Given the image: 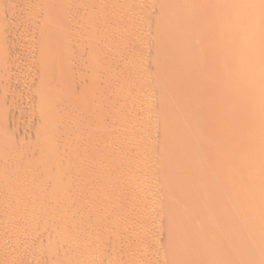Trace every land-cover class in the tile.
<instances>
[{
	"label": "rangeland",
	"instance_id": "1",
	"mask_svg": "<svg viewBox=\"0 0 264 264\" xmlns=\"http://www.w3.org/2000/svg\"><path fill=\"white\" fill-rule=\"evenodd\" d=\"M67 1H68V3L66 2V4L61 3L60 6L58 5L59 7L63 8L62 11L64 12V14H63L64 16L62 15L63 12H61V14H59V18H61L63 16V19L59 20L57 17L56 18L59 20L58 21L59 23L62 22L65 25H67V26H64L61 23L62 26L66 27L67 31L70 30L68 34H70V32L73 34V32L75 30L74 34L72 35L74 38H72L71 34H70L69 36L71 37V39H68L69 41H71V43H69L70 45L73 42L74 43H73L72 47L71 46L68 47L69 49L68 48L66 49L65 47H67V46H64V48H62V49L60 48L58 52L56 49L52 50V52L56 50L55 52L58 53V58H60L59 56H61V59L63 58L62 55L63 56L67 55V54H69L67 56L71 55L70 56L71 62H69V66H68L67 65L68 64V58H66L67 64H66V62L65 63L62 62V64L64 66L66 64L67 67L66 66L60 67V66H63L62 64L58 67H46V66H49V64L47 65L46 63L50 60H48L49 58L47 59L43 56L48 54L47 50H49V49H47V50L45 49L47 51V53L43 52L45 55H42V51L41 52H36V51L34 52L33 49H35L34 47H36L39 40H38V37L36 36V33H35V35L33 33H34L35 28H37L38 26L42 27L40 22H42L41 20H44V19H41V18L45 17V16L41 15V13L43 11L40 9H42V8L44 9V7H46V9H47L49 6L52 7L51 4H55L54 1L51 0V4L50 3L48 4V2H49L48 0H36L37 3L35 2V0H11L12 3L9 1L10 2V4H9V3H7L8 0H4V6L6 5V3L10 6H7L8 8L5 7V9H6L5 14L7 13L6 14L7 18H5L6 23H5L3 38L1 41L3 44L5 42V44L2 45V46H4L5 50H3V51H5V52H3L0 55V58H2L1 56L4 54V57L2 58L3 62H2V60H0V64H1L0 65V68H1L0 69V104H1L0 105V107H1L0 108V111H1L0 112V195L3 196V199H2V197L0 198V200H1L0 201L1 202L0 203V257L3 255H4L3 257H6L4 259V262L0 261V264H36V263L38 264L39 259H40V261H42V260L44 261L46 257L44 258L42 256L44 254H42V253L44 252V249L45 250L48 249L49 245L51 246L52 243L54 244V242L56 241L54 239H57V236L59 234H61V232L57 231V230H59L58 229L59 226H60V228L61 227L63 229L65 228L64 230L67 233V235H69L68 230L72 231V233L69 232L71 236H73V234L77 233L76 231H80V232H78L80 235V238H79L78 234H76L74 237L77 238V235H78L77 239L78 240L80 239L79 241L81 243L78 242L77 240H74L75 242L72 241V242H74V247L71 248L73 246L72 245L73 243H69V244H67L68 247H70L71 245L72 246L70 248H66V251H68L70 249V251H68V252H71L72 254H74L77 250L76 254H74V256H73V259L77 258V260L82 261V260H85L83 258L82 252L80 253V250L82 248L81 251H83V254L85 255V257L87 259V262L82 261L83 263L85 262L84 264H143V263H146V264L147 263L148 264H153V263L154 264H160V263L161 264H164V263L169 264L167 261L164 263L162 261H164L165 258H167L169 256L168 253H170V251L168 250V247H167V245L169 244L168 243L169 238H166V239L164 238V236L166 237V235H167V237H169L168 233L170 232V230L168 231V229L167 230L162 229L163 227H157L154 225V222L150 223L151 219H152L151 221L154 220L156 222V219H158L159 214H157V213L153 214L152 213V214H150L151 215L150 216L148 214V213H150L149 212L150 211V205L147 206L148 204H146V203H150L149 202V201H151L150 198L151 197L153 198L154 197L153 195H155V194L156 195L154 198H156L158 200V202H157V200H156V202L154 201L155 204H158L162 201L166 202V199H164V197L162 195L159 196V193H158L160 191V189L162 190L166 185L163 184V181H161L162 179L157 178V179H159V181H157L155 178L156 176L158 177V175H156L155 173L157 171H159L160 169H161L160 170V173H161V171L163 172V169H164L163 166L161 167V165H162V164L160 165L161 160L158 157L159 152H160V150H159L160 148L158 149V147L160 146V141L163 140L162 137L164 136V134H163V136L162 135L159 136L162 138V140H159V137H156L157 136V132H156V133H154L152 138L149 137L150 139L148 137H141L143 141L140 138L141 141L139 139L138 140L136 139L135 142L131 140L133 143L132 142L128 143L127 139L130 137L127 138V136H130V134L126 135L123 133H125V132L127 133L128 130L126 131L125 129H129L130 131H133V132H135L134 130L139 129V127L141 126V122L143 121L145 115H147V114H148L149 118H152L151 120H153L155 112L156 111L159 112L158 107L160 106V103H162L163 101H170L173 98L175 99L178 96L176 93L177 89L180 87H184L185 82H186V84H185L186 88L190 83L196 84L195 83L196 79H194L196 77L194 76V78H192V80H190V79L188 80L187 77H189V76H188L186 71H185L186 73L183 71L184 74H183V72L182 73L179 72L180 74L178 73L177 75H174L175 71H178V68L177 67L173 68L171 65H170L171 66L170 67L169 66L170 63L162 64L163 66L162 65L160 66V64H159L158 67H157V65L155 67H152V66H150L151 65L150 64V65H148L150 67H147L146 65L151 63V61L148 62V60H147L148 57L146 59V56H148V55L145 56L141 50L137 51V49L136 50L131 49V51L128 52L129 48L126 49L127 50L126 51L125 50L126 47L125 48L123 47V48H121L122 51H124L125 53L127 52V53L121 54L119 49H118L119 54L116 55L115 53H118L116 51V48H114V50L116 51L115 52L113 50V48H112V50H111V48L110 49L108 48L109 51H107L108 50V49H106L107 47L106 48L103 47V46L107 45V43L105 44V42L113 43V42H111V40L116 41L114 38L119 39V37H117L118 35L115 37V35H113V34L114 33L119 34L120 32H121L120 34H123L124 32H122V31L124 29L121 26L124 25V23L126 24L130 20H132L133 19L132 16L135 17L134 20H136L137 22L132 20V21H130V23H128L126 25L128 26L129 24H131V28H132V25L136 23L135 24L136 27L139 28L138 25L142 24L140 21L141 20L140 15L141 16L143 15V13H141V10L144 11V8H146V5H145L146 3L149 4V2H150V5H151V1H155V0H151V1L148 0L147 2L144 0H137V1L135 0L136 2L134 0L133 1L132 0L131 1L130 0H110V1L109 0H107V1L106 0H78V1L77 0H74V1L73 0H67ZM46 2L49 6H47V4H46V6L44 5V3H46ZM55 2H56V0H55ZM58 2H59V0H58ZM139 2L142 4H139ZM194 2H195V0H191V2L188 1L187 4H190L189 7H191L192 4H193V6L196 5V3H194ZM106 3H108V4H106ZM134 3H138V6L141 5L139 8L143 7V5H145L139 11L140 13H139L138 17L140 19L136 16V14H138V13H134L136 10L139 9L137 6L133 10V7L136 5V4L134 5ZM143 3H145V4H143ZM153 3H155V2H153ZM62 4H64L65 6L67 5V6L65 7ZM120 5H122V6H120ZM38 6L40 7V9ZM55 6H57V5L55 4ZM68 6L70 7V9L73 12H71V10L68 12V9H69ZM76 6L80 7L81 11L79 8H78L79 10L77 8L75 9ZM36 7H38V9H35ZM73 7H74V9H73ZM105 7H106V10H105ZM121 7H122V10L127 7L124 10V11L127 10L126 11L127 14H122V13H124L123 11H122V13L120 12L121 14L118 13V11L121 10ZM185 7H188V6L185 5ZM248 7H249L248 3H245L243 5V8H248ZM66 8H67L68 14L65 12ZM89 8H91L93 15H96V18L94 17L95 19H93V18L91 19V17H90V19L93 20V22H91L90 19L88 20L86 18V16L88 14L86 12H85L86 14L83 12L86 9L87 12L90 11L88 13H90L89 15H91L92 12H91V10H89ZM108 8L112 13H110V11L107 10ZM10 9H12V12ZM74 10H75V13H74ZM102 10H104V11H102ZM44 11H45V9H44ZM78 11H80V12H78ZM51 12L53 13V11H51ZM55 12H57V11H54V13ZM81 12L83 13V16H82ZM136 12H138V11H136ZM108 13H110V14H108ZM116 13H118L120 16L127 15L130 20L127 18L129 20L128 21L125 18L126 16L124 18L122 16L121 20L117 19L118 17L115 18V16H114V15H117ZM132 13H133V15H132ZM206 13H208V14L210 13L208 9L203 11V16H204V14L207 15ZM9 14L12 15V18L11 17H10L11 19L9 18L10 20L8 19V17L11 16ZM51 14L49 15V12H48L49 16H51ZM70 14L71 15L75 14V17H74V15H72V17L69 18ZM76 14L79 16L78 19H77ZM79 14H81V15H79ZM128 14L129 15L131 14L132 16H129ZM89 15H88V17H89ZM93 15H91V16L93 17ZM56 16H58V15H56ZM54 17H55V15H54ZM73 17L76 18V20L73 19V21H72ZM228 18H229V20H231L230 15H228ZM6 19H8V22L6 21ZM84 19L90 21L91 23L90 22L89 23L91 25L94 23V26L92 25L93 29L92 28H90V29H92L91 31H95L96 32L95 34H94V32L92 34L91 31H87L86 30L87 27L85 25H84L85 28H82V26H83L82 23L86 22ZM111 19H113V20H111ZM115 19H117V23L119 22L118 26L123 30H121L119 28L118 31H116L118 26L115 30V27L117 25V23L114 22V21H116ZM124 19H125V21H124ZM45 20H44V23L42 22V25L44 24L43 31L45 29L46 24H47L46 26H51L52 24L55 25V23H56L55 18H53V17L50 18L47 16V18ZM94 20L97 22L95 23ZM109 20H111V21H109ZM262 20L263 19H258V21H262ZM102 22H104V23H102ZM122 22H123V24H120ZM89 23L88 24L83 23V24H86L88 26V25H90ZM112 23H114V24L112 25ZM137 23H138V25H137ZM12 24H13L12 28L7 27L8 25L11 26ZM37 24H38V26L36 27ZM95 24H96V26H95ZM107 24L109 26L112 25L113 27L115 25L114 28L112 26L110 27V28H113V30H114L113 34L112 35L110 34L111 36H109V33H112V30L111 29H110L111 31L109 30V27ZM56 25H58V23H56ZM91 25H90V27H91ZM199 25L200 24H198V22H193V25L191 24L189 26V28L191 30H193L194 27L198 28ZM58 26H60V25H58ZM74 26H77L79 31H80V29L81 30L85 29V31H83L85 35L81 34L83 32L79 33V35H78L76 33V31H78V29H77V27H74ZM51 27H53V26H51ZM215 27L216 26H213V31L216 32L217 29L214 30ZM6 28L7 29L9 28L10 30L8 29V31H6ZM105 28H107L106 31H105ZM189 28H187L185 31L189 30ZM52 29H54V27ZM55 29H56V26H55ZM129 29L130 28L128 27V30ZM232 29H233V27L229 25L224 32L229 33V31H231ZM57 30H59V29H57ZM5 31L7 32L6 34H5ZM104 31H105L106 35H103L104 36L103 38L101 37L103 40H101L102 41L101 42L102 44H100L101 50H99L100 49L99 33L102 32V34H105ZM108 31H110V32H108ZM75 34H76V36H74ZM86 35H89V36L87 37ZM107 35L109 36V38L112 37L110 39V41H108L109 38ZM6 36H7V38H6ZM105 36H107V38H105ZM94 37H96V38H94ZM95 40L98 43L95 42ZM125 40H127V39L125 38ZM30 42H31V44H29ZM51 42H53V41H51ZM51 42H49V44ZM194 42L195 43L190 42L186 46V51L192 49L193 53H194V51L197 52L198 49H201L200 48L201 43L198 42V44H197L196 41H194ZM230 42H232V43H230ZM67 43H68V41H67ZM47 45H48V43H47ZM75 45H77V46L74 47ZM98 45H99V48H98ZM232 45H233V39H231V40L228 39V40L223 42L222 46H224V48L227 49V47L231 48ZM92 46L96 47V49H98L99 51L94 49ZM45 47L46 46L44 45L43 48H45ZM48 47H50V46H48ZM102 47L106 50L105 52H107V53H105L103 51V54H102V52H100L103 50ZM187 47H189V48L187 49ZM70 48H71V50H70ZM225 49L223 51H225V52L229 51V50L226 51ZM231 49H233V46ZM231 49H230V51H231ZM42 50H44V49H42ZM90 50H91V53H93L92 50H95L96 52H98L97 53L98 56L95 55V57L97 56V59L95 57L94 58L91 57L94 60H91L89 58V56H92V55H89ZM192 50H191V52H192ZM99 52L104 56L99 57V55H101ZM134 52L138 55V57ZM137 52L138 53L140 52L139 53L140 55ZM235 52H237V50ZM54 53L52 54V57L55 56ZM59 53L60 54L62 53V55H60ZM141 53L144 55L143 57H145V59L142 57ZM219 54H221L220 51H217V52L215 51V52L211 53L209 55L210 56L209 60L211 62L212 61L217 62V60H219V58H220ZM39 55H41L42 57H39ZM132 55L134 56V59H133ZM129 56H132V57H129ZM46 57H48V56H46ZM52 57H51V59H52ZM211 57H213L214 60ZM55 58L57 59V60L54 59L55 61H59L57 56ZM45 59H47L48 61L46 60V62H45ZM109 60H110V62H109ZM62 61H65V60L62 59ZM141 62L142 63L144 62V63L142 64ZM56 63H58V62H56ZM181 63H180V65H182L181 67H183L184 70L187 68L190 69L189 65L191 63L186 61L185 58L182 59ZM141 65H143V67H141ZM144 66H146V67H144ZM237 68L238 67L235 68V67L228 66L227 67L228 74H229L228 76L224 75V73L222 72V74H219L218 77L209 78V81L207 83H205V84L200 83V84L196 85V87H195L196 91L194 92L196 94L195 99L205 100L207 98V96H209L212 92L211 91V83H213L215 81L220 83L221 85H224V84L228 85L230 82L234 81L236 78L238 79L239 77L237 76V74H238L237 70H236ZM50 69L53 70L54 73L55 72L57 73V74L55 73L54 76L56 75V77H57V75H59L57 77V79H59L60 76H62V77L68 76L67 79L66 78L62 79V77H60V80L61 79L63 81L65 79L67 80V82H64V84L67 83V86L65 85L64 87L69 86V88H70L73 86V84H72V86H70V85H68V82L70 84H71V82L74 83V86L72 89L69 90L67 88L70 91L69 95H68V96H70V98L68 96L67 97L65 96V97L67 99L69 98V100L65 99L66 100L65 101L63 98L62 100L64 102L62 101L61 102L62 104L59 101L58 103L60 105L57 102H56L57 104L53 103L51 105V108L53 107V111H54V107L56 105L57 106H56L55 110L60 111V112H58L59 115L57 114L56 117L54 115L55 113L53 114V117H51L52 112H51V114L49 112V114L46 115L47 117L43 115L44 113H43V110L41 109V106H43V105L41 104V100L38 103L39 105L36 106L37 101H39V99H40V97H38V96L42 95L41 92H43V90H44L43 86L45 85L44 88H46V85L49 86L50 83L54 80L52 77L53 72ZM54 69H56V70H54ZM234 69H235V71H234ZM231 70H232V72H230ZM172 71H173V73H172ZM163 73L165 74V77H166L165 78L166 80L163 79L165 81V83L162 80L163 77L161 78L162 75L164 76ZM169 73L172 74V76H173V78L171 77L172 79L167 77V76H171V75H169ZM192 73H194V72L192 71ZM192 73H191V75L193 76ZM262 73H259V74H261L260 75L261 77L264 76V74H262ZM259 74H258V76H259ZM177 76H179L178 80H181L180 82L176 81ZM175 77H176V79H175ZM259 77H256V78L259 79ZM138 78L140 80H138ZM141 78H143V79H141ZM168 78L170 79V81ZM49 79H50V81H49ZM159 79L162 80V82H163L162 84L160 83L161 81ZM219 80H220V82H219ZM241 80L245 81V77ZM135 82H137V83H135ZM183 82H184V84H183ZM232 84L234 87H237L236 82H233ZM178 85L180 87H178ZM128 86L131 89H129ZM259 88H260V90L263 89L261 87H259ZM40 89H42V90H40ZM67 89L64 88V90H65L64 92H66ZM157 89L160 91H157ZM107 90H109V91H107ZM66 93H65V95H66ZM139 94H141V95L139 96ZM204 94L206 95L205 98H203ZM216 95L213 96V98H212L213 100H209L210 102L208 101L209 105H208L207 109L209 107L214 106V108L212 107V109L211 108L208 109V110H210V111H208L209 115L214 117V120H212L211 116H210V121L212 120V122H210V123L211 124L215 123L216 126L218 124L222 123V129L218 130L219 128H216L218 131L215 129L210 130V131H212L210 133V135H213V136L209 135L210 138L208 136L207 139L209 138V141H212L211 143L216 145V146H214V145L213 146H214V150H216L217 153L224 151L226 154V153L230 152V153L226 154L227 156L224 155L223 159L226 157H230V156L233 157L234 155L238 154L240 161H244L246 158L249 157V155L252 153L253 150L259 149V148L260 149L264 148V115H263L264 110L262 111L259 108H256L257 110H251L249 108L250 106L249 107L247 106L246 109L245 108L240 109V108L234 107L233 109L229 108L228 110H226L227 114L225 116L226 117L225 120L218 119L216 117V115H218L219 112H221V110H222L218 106L220 104L219 100L222 99L221 98L222 94H216ZM140 97L141 98L143 97L144 99H148V102L144 99H141ZM211 97L212 96H210V98ZM142 100L146 101V105L151 100V103H150L151 110H150V108L145 109L146 107H149L150 105L144 106L145 102L143 103ZM155 100H157L158 107H156L157 103H155L156 106L153 107L155 104H152V102L153 101L156 102ZM217 100H218V102H217ZM137 101L143 103V106L145 108L141 109L140 107L142 105H140V107H139L138 105L140 103L136 104V103H138ZM132 104H133V106H132ZM34 105H35V107H34ZM127 105H129L130 108ZM60 106H62V107L57 110V108ZM152 107H153V109H152ZM137 108H139V111ZM155 108H158V110L156 109V111H154ZM38 109L39 110L41 109L42 111L41 110L38 111ZM133 109H137V111L139 113L141 112V110H142V112H144L145 110L149 109L151 114L149 113V111L148 112L145 111L143 114L140 115V114H138V112H136V110H133ZM62 110L64 111L63 116H61L62 114L60 115V113H62L61 112ZM244 111H247V113ZM259 111L262 113H259ZM4 112L6 114H4ZM128 112H129V114H128ZM133 112H135V113H133ZM253 112L255 115H253ZM152 113H154V114L152 115ZM212 113H213V115H212ZM131 114H132V116H131ZM161 114H162V116H165L166 120H171V119L175 118V115H176V113L173 114V111H168L165 113V115L163 113H161ZM247 114H249L248 115L249 117H247ZM5 115H6V117H5ZM40 115L41 116L43 115V116L41 117ZM128 115H130L132 118H130ZM136 115L137 116L140 115V117L139 116L137 117ZM150 115L153 117H150ZM159 115H160V112L157 113V116L154 117V120H156V118L158 119L160 117ZM1 116H3V117L1 118ZM201 116L196 117V120L194 118L192 121L190 120V121L182 123L181 126L184 128L188 127L189 130L187 129L186 132H184L183 134H181V132L178 133L180 135L175 134L176 136H174V137L180 138V139H186L188 137H194V135H195L194 133H196L195 132L196 128L198 129L199 127H202L203 125H206V126L208 125L207 119H209V117L206 119L207 115L203 116L202 118H201ZM60 117H62L61 118L62 122L60 121ZM63 118H65V119H63ZM149 118H147V119H149ZM249 118H250V120H249ZM129 119H131V122H128V121H130ZM57 120H58V122L60 121L61 126H60V123H56L55 126L57 125L59 129L55 127L57 129V130H55V128L53 129V126H54L53 123L57 122ZM136 120H138L139 122ZM245 121H250V123L253 122L251 124H253L252 127H255L257 129V130L255 129L256 132L250 133V134L245 133L246 131L243 130L245 127ZM42 122H45V123L43 124ZM149 122L146 121L145 123L148 124ZM200 122H202L201 124H203V125H201ZM46 123L50 124V130H48V132L46 133L47 135L49 133L48 139L53 133H54L53 135H55V132L56 133L58 132V134L56 135V137H58V138H56L55 141H54V139H52V141L50 140V146H47L48 148L49 147L50 148L49 149L43 148L44 149L43 150L39 146V145H41L40 142L42 140V137H41V135H39L40 134L39 130H41V129H39L38 126L43 125L42 127L44 128L45 126H48V125H46ZM150 123H152V121ZM51 125H53L52 129H51ZM131 125H133V127ZM135 125H138V126L134 127ZM130 126L133 128L132 130L130 129ZM172 126H174V127H172ZM169 127H170V129H169ZM176 127H178V126H176L175 124L174 125L171 124V126L169 125L166 128V130H165V128H163V129L165 131H167V129L172 130V128L176 129ZM230 127H232V130L229 129ZM160 129H162V128L160 127ZM158 130H159V128H158ZM164 130L158 131L159 134L164 133ZM187 131L189 134L187 133ZM191 131H194V132H191ZM223 131L227 135L231 132L233 134L234 133L235 134L232 137L230 136L227 138V136L225 134L223 135V133H224ZM133 132H131V133H133ZM47 135H45L46 140H48ZM182 135H184V136H182ZM39 136L41 138H40L39 145H37V143H38L37 141L39 140L38 139ZM237 137H239L240 139ZM51 138H53V137L51 136ZM202 138H198L199 140L196 139V140L192 141L191 144H189L190 145L189 149H187L188 153H192L191 155H194V153L202 152L206 149V147L203 145V143L207 139L204 140L205 137H202ZM235 140L238 141V143H240V144H238L237 142L235 143ZM138 141H140L141 143ZM202 141H203V143H202ZM126 142L128 144L127 146H126ZM150 143H152V144H150ZM158 144H159V146H158ZM246 144H247V146H246ZM149 145H151V146L149 147ZM199 145H201V146H199ZM239 145L242 146V148L240 150L238 149ZM37 146H39L43 152L40 150L41 153L38 154V150L40 148L38 147L39 148L38 149ZM53 146H55V147H53ZM143 146H147V148L143 147ZM154 146H155V149H154ZM229 146H231V147H229ZM140 147H142V149H140ZM129 149H130V151H129ZM33 150L34 151L36 150V153L38 155ZM53 152L54 153L56 152V153L54 154ZM103 152H106V154L105 153L103 154ZM139 152L141 153V155H139ZM150 152L152 154H150ZM224 152H222V153H224ZM128 153L130 155H128ZM55 155H57V156H55ZM135 155H136V157H135ZM156 155L158 158L156 157ZM40 156H43V157H41L42 160H41V158L38 159V157H40ZM46 156L47 157L51 156L52 160L57 158V160L55 159L53 161H50L52 166L54 165V167H55V166H58V164H59V166L57 167L58 171L56 170V167L54 168L56 171L54 169H52V167H50V169H52L54 174L59 172L58 174H56L57 181L55 179L54 181H56V182H54V184L52 182L51 186H49V184L51 182L50 178L52 176L49 175V177H50V178L48 177L50 179V181H49V179L46 178V176L48 174L45 176V179H44V177L42 178V176H40V175H39L40 178L37 174H36L37 176L35 175V172L40 167V164L43 166L44 159H45L44 157H46ZM128 156H131V157L128 158ZM240 156H241V158H240ZM125 157L128 159H126ZM191 159L192 158L187 159V161H186L187 163L185 162L186 164L184 163V165L193 166L194 164H199V165H204L206 168L211 166L213 171L219 170L218 165L215 164L216 163L215 158H205V159L201 160L200 163H197L199 161L195 162L194 159H192V160ZM139 160H140V162H138ZM52 162H53V164H52ZM133 162L134 163L136 162L135 165H137V166H133L134 165ZM54 163H56V164H54ZM100 164H101V166H100ZM110 164H111V166H110ZM158 165L160 166V168ZM131 166H133V168ZM157 166H158L159 170L156 168ZM211 167H210V169H211ZM50 169L48 168V170H50ZM154 169H157V171H153ZM49 172H50V174H52L51 171H49ZM150 172H152V174ZM37 173H38V171H37ZM149 174H151L152 176L156 175L154 177V179L157 182L154 181V179H151V181L150 180L148 181V177L150 176ZM192 174L196 175L195 173H192ZM145 176L147 179L144 178V181H143L142 177H145ZM58 177H60V178L58 179ZM47 181H49V183ZM59 182H60V185L57 186V183L59 184ZM143 182H145V184ZM46 183H48V185ZM52 186L55 188L57 187V189L55 190V188H53L55 190L54 191L52 189ZM11 189H13V191L16 192L15 195H14L13 191H12V193H13V195H12V193L10 192ZM29 190H30V193L35 194L32 196L33 198H31L32 194L28 193ZM19 191H23V192L20 193ZM52 191H53V193H52ZM6 192L8 193V195L5 194ZM17 193H18V195H17ZM40 193L42 195H40ZM9 194H11V197ZM44 194L52 196V198H51L52 200L50 201V203L49 202L45 203L46 201L44 202V200H41L43 203L40 202V200H38V201L36 200L37 201V202L35 201L36 203L35 202L31 203V201L34 200L35 196H39V195L43 196ZM216 195H217V193H216ZM19 196H21V197H19ZM27 196L28 197L30 196V197L28 198ZM149 196H150V198H149ZM156 196H158V198ZM4 197L5 198L8 197L9 200L7 198L6 200H8V201H6ZM47 197H49V196H47ZM145 197L147 200L145 199ZM12 199H15V200L13 201ZM161 199H163V200H161ZM2 200L3 201L5 200V201L3 202ZM16 200H18L19 203H18V201L16 202ZM23 200H24V202H23ZM27 200H31V201H27ZM143 201H144V203H142ZM220 201L216 202L217 206L215 205L216 206V211L214 210L215 213H212L213 212L212 211V212H209L210 214L206 213V215L203 214L200 216V217L204 216V218H206L203 221L204 225H203V222L201 224V225H203L200 228V230H202V232L205 231L204 233H207L208 231H211V229L213 232V226L212 225H214L215 226L214 229L216 230V232H215V230H214V232L218 233L217 235H219V236H221L223 234L226 235V236L223 235L224 237L221 236L223 239H225L229 233L231 234V231L228 227L229 223L235 222L240 226L243 224L251 226L254 223V221H256L255 220L256 216H254L251 212L249 213L246 210V208H243V207H241V208H243L244 210L240 209L241 212L239 213L241 217L239 216L238 212H236L233 216H231L232 218L228 219L226 217L227 218V221H226V218L222 217L219 214V210H217V209L222 208L225 204V201H224V204H223V202H220ZM15 202H16V204H15ZM22 203H24V204L22 205ZM28 203H29V205H28ZM154 203H152V204H154ZM11 204H12V206H11ZM20 204L22 205V207L24 209L21 208ZM30 204H32V208L30 207L31 206ZM131 204H133L134 206ZM136 204L140 205V207L137 208ZM144 204H146V205H144ZM13 205L15 208H16V206L17 207L20 206L18 208H21V210L22 209L23 210L20 211L17 208L15 209L13 207ZM185 205L186 204H179V205L172 207V209L173 208L174 209H182L185 207ZM218 205H219V207L220 206L221 207L219 208ZM27 206H29L30 209L27 208ZM47 206L49 207L47 210H49V209L50 210L48 212L46 210H44L46 212H43V209ZM143 206H145V207H143ZM11 207H13L12 209H15L16 211L15 210L11 211ZM147 207H149V208L146 209ZM134 208H135V210H134ZM143 208H144V210H143ZM255 209H256V207L252 208V211H254L253 213L256 215ZM27 210H30L29 215H30V213L32 214L33 212L35 214L37 213L38 215L35 216V214L33 213L32 215L28 216ZM244 211H245V215H243ZM131 212L134 213V215L136 214L138 217L136 218V216H133ZM138 212H140V213H138ZM45 213H47V214H45ZM130 213L132 216L130 215ZM211 213H212V215H211ZM216 213H217V215H216ZM23 214H24V217L22 216ZM42 214H45V215H42ZM197 214H195V215H197ZM17 215H19V216H17ZM26 215H27V217H26ZM148 215L150 216L149 218H148ZM34 216L37 217V219L34 218ZM233 217H234V220H233ZM22 218H23V221H22ZM135 218H136V220H135ZM142 218H146V219L145 220L143 219V221H141ZM221 218L224 220L218 221ZM33 219H35L36 221H34ZM208 219H210V222L212 223V225H210L211 223L208 221ZM216 219H218V220H216ZM148 220H149V223L147 225ZM229 220L231 222H229ZM31 221H33V222H31ZM62 221H64V222H62ZM215 221H217V222H215ZM141 222H142V224H141ZM25 223H27V224H25ZM56 223H58V224H56ZM152 223H153V225H152ZM205 225H208L207 228ZM145 226L147 228H145ZM226 226L228 228H226ZM44 227H46V229L47 228H49V229L46 230ZM52 227H54V228H52ZM148 227H150V228L153 227V228L152 229L149 228L150 229L149 230ZM94 228L97 229V231H96L97 233H95ZM157 228H159V229L157 230ZM176 228L177 227H174V229H171V231L176 230ZM224 228H226V229H224ZM220 229H222V230L220 231ZM223 229H224V232H222ZM251 229L254 232L259 231L258 230L259 227L251 226ZM92 230L94 231V236L90 237V234L93 235ZM160 230H163V231H160ZM82 231H83V234H85V235L80 234V233H82ZM155 231H156V234H154ZM237 232L242 233V232H244V230L242 229V231H241V229H239ZM86 233H87V235H86ZM147 234H150V235L147 236ZM151 234L152 235L154 234V235L152 236ZM157 234H158V236H156ZM230 234H229V236H230ZM82 235H83V237L85 236V238L86 239L88 238L89 240L88 239L85 240V238H81ZM159 235H160V238H157V237H159ZM161 235H164V236L161 237ZM50 236L53 237V240ZM154 236H156V237H154ZM248 236L249 237H247V236L243 237V235H242L241 236L242 238L238 240L239 242L238 241L237 242L241 243L242 245L246 244L247 242H249L252 239V237H250V235H248ZM149 237H151V239ZM221 237H220V239H221ZM153 238H155V239L152 240ZM199 238H200L199 236L198 237L196 236L194 239L197 240ZM81 239H83L84 241L82 242ZM49 240L52 243L49 242ZM146 240H148V241H146ZM166 240H168V241H166ZM75 243L77 245V249L75 248ZM77 243H79L80 245L78 246ZM165 243H166V245H164ZM91 244L92 245L94 244L97 246V248H99L98 250L97 249H95V251L93 250L94 252L91 251L92 255L94 254V256L91 255V252L90 253L88 252L89 253L88 254L85 251L86 249H90L92 247ZM85 245H86V248H85ZM88 245H90L91 247ZM94 245H93V247H95ZM80 246H81V248H80ZM78 247L80 248V250H78ZM83 247L85 248V250ZM74 248H75V250H74ZM63 251L66 252L65 250H63ZM72 251H74V252H72ZM61 252H59V254ZM78 252H79V254H78ZM71 253H70V255H71ZM38 254L41 255L43 258L42 257L40 258V256H38ZM79 255H81V258L79 257ZM71 256L68 257V255H67V257L69 259L72 258ZM88 256H90V257H88ZM164 256H166V257H164ZM38 257H39V259H38ZM67 257H66V259H67ZM91 257H93V258L95 257V259H92ZM159 257H160V259H159ZM90 258L92 260H90ZM187 258H188V256H187ZM187 258H183V260L185 259V261H181V262L182 263L187 262V260H188ZM46 259H48V257ZM36 260H38V261H36ZM146 260H148V261H146ZM34 261H36V263ZM39 264H40V262H39ZM80 264H82V263L80 262ZM170 264H171V262H170Z\"/></svg>",
	"mask_w": 264,
	"mask_h": 264
},
{
	"label": "bare ground",
	"instance_id": "2",
	"mask_svg": "<svg viewBox=\"0 0 264 264\" xmlns=\"http://www.w3.org/2000/svg\"><path fill=\"white\" fill-rule=\"evenodd\" d=\"M11 2V0H8V2L7 3H9L10 4V2ZM49 2H48V4L50 3L51 4V0H48ZM54 1V3L57 5V6H55V4H51L52 5V7L51 6H49L48 4H47V2L46 3H44V5L46 6V4H47V6H49L47 9H46V7H44V9H45V11H44V9L42 8V9H40V7H39V9L40 10H42L41 12L43 13H41V15L42 16H45L46 18H47V16L48 17H50V18H55V21H56V23H58V25H60V26H58V25H56V23H55V25L54 24H52L51 26H53L54 27V29H55V26H56V29L54 30V29H52L53 27H51V26H46L47 24V22L45 23L46 25H45V29H44V31H43V27H44V24L42 25V22L44 23V20L46 19L45 17H43V18H41V19H44V20H41L42 22H40L41 23V26L42 27H39L38 26V24L36 25V27L37 28H35V30H34V35H35V33H36V36L38 37V40H39V42L37 43V45H36V47H34L35 49H33L34 50V52L36 51V52H41L42 51V55H45L44 53H47V51H48V54H46L45 56H43V57H45V58H49L48 60H50V61H48L47 59H45V62H46V60L48 61L46 64L48 65L49 64V66H46V67H58V66H60L61 64H62V62H66V64H67V59L66 58H68V66H69V62H71V58H70V56H67V55H69V54H67V55H62V53L60 54V55H62V59H64L65 61H62V59H61V56H59L60 58H58V53H56L55 51L57 50V52L59 51V49L61 48H64V46H67V47H65L66 49L68 48V47H72V45H73V43L70 45L69 43H71V41H69L68 39H71V37L72 38H74L72 35L74 34V32H75V30H74V32H73V34L70 32V34H71V37L69 36L70 34H68L69 33V31H67L66 30V27H64V26H67V25H65L64 23H62V25H64V26H62L61 25V23H59L58 21L61 19H63V14H64V12L62 11L63 10V8L62 7H59L60 6V4L61 3H65L66 4V2L68 3V1L66 0H59V2H58V0H56V2H55V0H53ZM74 1V0H73ZM78 1V0H77ZM107 1V0H106ZM105 1V2H106ZM110 1V0H109ZM131 1V0H130ZM133 1V0H132ZM135 1V0H134ZM137 1V0H136ZM135 1V2H136ZM144 1H148V0H144ZM149 1H151V0H149ZM188 1H190L191 2V0H155V1H151V5H150V2H149V4L148 3H143V4H145L146 5V8H144V11H142L141 10V13H143V15L141 16L140 15V18H141V23L142 24H139L138 25V23H137V25L139 26V28L138 27H136V23L135 24H133L132 25V28H131V24H129L128 26L126 25V24H128V23H130V21H136V20H134V16H132L133 15V13H132V15L130 14H128L129 16H132L133 17V19L132 20H130L129 18H128V16L127 15H125V16H123V18L125 17L129 22L128 23H124V25H122L121 27H123V29H121L119 26H118V23H117V19H122L121 17L122 16H120L118 13H122V11L124 12V13H122V14H127L126 13V11H124L126 8H124L123 10H122V7H121V10H119L118 11V13H116L117 15H114L115 16V18L116 17H118L117 19H115L116 21H114V22H116L117 23V25H116V27H115V25H114V27H115V30H116V28H117V26H118V28H117V30L116 31H118V29L120 28L121 30H123L122 32H124L123 34H113V24L114 23H112V27L113 28H110L111 26H109L108 24V27H109V30L111 29L112 30V33H109V36H111L112 34L113 35H115V37L117 36V37H119V39L118 38H114L116 41H112L111 40V42H113V43H110V42H105V44L107 43V45L106 46H103L104 48H106V49H110L111 48V50H112V48H113V50H114V48H116V51L118 52V53H115L116 55L117 54H119V51H120V53L122 54H124L125 52L124 51H122V49L121 48H125V50L126 49H128L129 48V50H128V52L129 51H131V49H133V50H136L137 49V51L139 50H141L143 53H144V55L146 56V55H148V56H146V59H147V57H148V62H150L151 61V63H149V64H147L146 66L147 67H150V66H152V67H155L156 65H157V67L159 66V64H160V66L162 65V64H165V63H170L169 64V66L171 65L173 68L174 67H177L178 68V71H175V73H174V75H177L179 72H187V74H188V76L189 77H187L188 78V80L190 79V80H192V78H194V76L196 77V78H194V79H196V84H192V83H190L188 86H187V88H186V86H185V84H186V82H185V84H184V82H183V84H184V87H180L179 85H178V87H180V88H178L177 89V97L173 100H170V101H163L162 103H160V106L158 107V103H157V100H155L156 102H152V104H155V103H157V106H156V104L153 106V107H158L159 108V112H160V117L157 119L156 118V120H154V117H156L157 116V113H159V112H157L156 111V109L158 110V108H155L154 109V111H156L155 112V115H154V117L153 116H151L150 115V117H153V120H151L152 118H149V116H148V114L147 115H145V117H144V119H143V121L141 122V126L139 127V129H137V130H134L135 132H133V131H130L129 129H125L126 131H127V133L125 132V133H123V134H126V135H128V134H130V136H127V138L128 137H130V138H128L127 139V141H128V143L129 142H132V141H134L135 142V140L137 139H139L140 140V138L141 137H151L152 138V136L154 135V133H156L157 132V136L156 137H159L160 135H162L163 136V134H164V136L162 137L163 138V140H162V138L161 137H159V140H162V141H160V146H159V144H158V149L160 150V152H159V155H158V157H159V159L161 160V163H160V165H161V167L163 166V172L161 171V173H160V170H159V168H160V166H159V168H158V166L156 167L159 171H157V169H154L153 171H157L155 174L156 175H158V177L156 176H152L151 174H152V172H150L151 174H149L148 176V181L150 180L151 181V179H154V177L156 178V180L157 181H159V179H162L161 181H163V184H165L166 186L161 190L160 189V191L158 192L159 193V196L160 195H162L163 197H164V199H166V202H160V203H158V204H155L154 203V201L156 202V198H154L155 197V195H153L154 197L151 199L150 198V196H149V198H150V200L151 201H149L150 203H146V204H148L147 206H149L150 205V213H148L149 215L150 214H154V213H157V214H159V216H158V219H156V222L153 220V221H151L150 220V223L151 222H154V225L155 226H157V227H163L162 229H168V231L170 230V232L168 233L169 234V237H167V235H166V237L164 236V235H161V237L162 236H164V238L166 239V238H169V244L167 245V247H168V250L170 251V253H168V257L167 258H165V260L164 261H162L163 263L164 262H168L169 264H170V262H171V264H178L179 262V264H264V148H262V149H255V150H253L252 151V153L249 155V157L248 158H246L244 161H240V159H239V157H238V154H236V155H234L233 157H226V158H224L223 159V156L224 155H226V154H228V153H230V152H228V153H226L225 154V152L224 151H222V152H224V153H222V152H220V153H217L216 152V150H214V146H216V145H214L213 143H211L212 141H209V138H210V136H213V135H210V133L212 132V131H210V130H212V129H215V130H217L216 128H219L218 130H220V129H222V123H220V124H218L217 126H216V124L214 125V124H211L210 122H212V120H214V117L213 116H211V115H209V112L208 111H210V110H208L209 108H211L212 109V107L214 108V106H212V107H209L208 109H207V107H208V105H209V100H213L212 98H213V96H215L216 94H222V99L221 100H219L220 101V104L218 105L219 106V108L220 109H222L221 110V112H219V114L218 115H216V117L218 118V119H222V120H225V116H226V114H227V112H226V110H228L229 108L230 109H233L234 107H237V108H240V109H246L247 108V106L251 109V110H257L256 108H259V109H261L262 111L264 110V76H260L261 74H259V73H262V74H264V0H195V2L194 3H196V5H194L193 6V4L191 5V7H189L190 6V4H187L188 3ZM13 2V1H12ZM11 2V3H12ZM27 2V1H26ZM31 2V1H30ZM35 2H36V0H35ZM70 2V1H69ZM80 2V1H79ZM143 2V1H142ZM153 2H155V3H153ZM6 3V5L4 6V0H0V55L3 53V52H5V51H3V50H5L4 49V46H2V45H4L5 44V42H4V44L1 42L2 41V38H3V34H4V28H5V18H7L6 16V14H5V7H7V6H10V5H8ZM37 3V2H36ZM53 3V2H52ZM59 3V4H58ZM103 3V2H102ZM153 3V4H152ZM245 3H248L249 4V7L248 8H243V5L245 4ZM16 4V3H15ZM39 4V3H38ZM80 4V3H79ZM100 4V3H99ZM106 4H108V3H106ZM136 4V5H135ZM139 4H142V3H140L139 2ZM21 5V4H20ZM25 5V4H24ZM59 5V6H58ZM63 6H65L64 4H62ZM69 5V4H68ZM81 5V4H80ZM104 5V4H103ZM115 5V4H114ZM135 5V6H134ZM134 7H133V10L135 9V7H137L138 6V3H134ZM145 5H143V7L145 6ZM185 5L186 6H188V7H185ZM42 6V5H41ZM54 6V7H53ZM67 6V5H66ZM65 6V7H66ZM87 6V5H86ZM109 6V5H108ZM120 6H122V5H120ZM141 5H139L138 6V8L140 7ZM13 7V6H12ZM35 7V6H34ZM38 7H36L35 9H38ZM69 7V6H68ZM85 7V6H84ZM103 7V6H102ZM143 7H141V8H137L138 10H136V11H138V12H134V13H138V14H136V16L138 17V15H139V11H140V9H142ZM8 8V7H7ZM52 10H51V9ZM54 8V9H53ZM72 8V7H71ZM80 9V11H81V8L80 7H78V6H76L75 7V9ZM86 8V7H85ZM92 8V7H91ZM91 8H89V10H91ZM113 8V7H112ZM18 9V8H17ZM73 9H74V7H73ZM78 9V10H79ZM84 9V8H83ZM102 9V8H101ZM111 9V8H110ZM115 9V8H114ZM132 9V8H131ZM206 9H208L209 10V14L208 13H206L207 15H205L204 14V16H203V11H205ZM11 10V12H12V9H10ZM19 10V9H18ZM66 10V11H65ZM64 11L67 13V8L65 9ZM71 9H70V7H69V9H68V12L70 11ZM105 10H106V7H105ZM107 10H109V8L107 9ZM132 10V11H133ZM211 10V11H210ZM37 11V10H36ZM39 11V10H38ZM51 11H53V13L51 12ZM54 11H57V12H55L54 13ZM80 11H78V12H80ZM94 11V10H93ZM102 11H104V10H102ZM110 11V10H109ZM108 11V12H109ZM113 11V10H112ZM131 11V10H130ZM10 12V11H9ZM17 12V11H16ZM46 12V13H45ZM48 12H49V15L51 14V16H49L48 15ZM61 12H63L62 13V17L61 18H59V14H61ZM71 12H73L72 10H71ZM84 13L86 12L88 15L90 14V13H88V12H90V11H86V9H85V11H83ZM91 12H92V10H91ZM40 13V12H39ZM74 13H75V10H74ZM77 13V12H76ZM82 13V12H81ZM85 13V14H86ZM104 13V12H103ZM110 13H112L111 11H110ZM110 13H108V14H110ZM114 13V12H113ZM120 13V14H121ZM205 13V12H204ZM20 14V13H19ZM30 14V13H29ZM34 14V13H33ZM45 14V15H44ZM55 15V17H54V15ZM68 14V13H67ZM95 14V13H94ZM9 15H11V14H9ZM8 15V16H9ZM35 15V14H34ZM56 15H58V16H56ZM72 15H74V17H75V14H72ZM72 15L70 14L69 16V18H71L72 17ZM77 15V14H76ZM79 15H81V14H79ZM88 15L86 16V18L89 20L90 19V17H91V19L93 18V19H95L96 18V15H93V12L91 13V15H93V17L91 16V15H89V17H88ZM135 15V14H134ZM228 15H230L231 16V20H229V18H228ZM18 16V15H17ZM82 16H83V13H82ZM12 18V15L11 16H9L8 17V19L9 18ZM59 19H57V18ZM72 18V21H73V19H75L76 20V18ZM78 15H77V19H78ZM95 17V18H94ZM136 17V18H137ZM10 18V19H11ZM19 18V17H18ZM84 18V17H83ZM139 18V17H138ZM139 18V19H140ZM8 19H6V21L8 22ZM9 19V20H10ZM38 19V18H37ZM49 19V18H48ZM47 19V20H48ZM90 19V20H91ZM258 19H263L262 21H258ZM39 20V19H38ZM51 20V19H50ZM85 20V19H84ZM88 20H85L86 22H83V23H89L90 21H88ZM99 20V19H98ZM111 20H113V19H111ZM111 20H109V21H111ZM138 20V19H137ZM16 21V20H15ZM46 21V20H45ZM88 21V22H87ZM102 21V20H101ZM124 21H125V19H124ZM14 22V21H13ZM18 22V21H17ZM64 22V21H63ZM70 22V21H69ZM91 22H93V20H91ZM90 22V23H91ZM94 22L96 23L97 21H95L94 20ZM105 22V21H104ZM104 22H102V23H104ZM137 22V21H136ZM193 22H198V24H200L199 26H198V28L197 27H192L193 28V30H191L190 28H189V26L192 24L193 25ZM52 23V22H51ZM82 23V28H85V26L87 27V31H91L93 28H92V25L94 26V23L91 25L90 23V25H91V27H90V25H86V24H83ZM115 23V24H116ZM132 23V22H131ZM67 24V23H66ZM120 24H123V22L122 23H120ZM10 25V24H9ZM7 26V27H9V28H12V26H13V24L11 25V26ZM70 25V24H69ZM77 25V24H76ZM85 25V26H84ZM195 25V24H194ZM232 26L233 27V29L231 30V31H229V33L228 32H224L225 30H226V28L228 27V26ZM58 26V27H57ZM95 26H96V24H95ZM106 26V25H105ZM197 26V25H196ZM213 26H216L215 28H214V30H216V32L215 31H213ZM51 27V28H50ZM62 27V28H61ZM74 27H77V26H74ZM73 27V28H74ZM81 27V26H80ZM89 27V28H88ZM128 27L131 29H129L128 30ZM8 28V29H9ZM70 28V27H69ZM72 28V29H73ZM90 28H92V29H90ZM187 28H189V30H187V31H185ZM8 29L6 28V31H8ZM57 29H59V30H57ZM77 29H78V27H77ZM76 29V30H77ZM90 29V30H89ZM96 29V28H95ZM94 29V30H95ZM212 29V30H211ZM10 30V29H9ZM54 30V31H53ZM107 30V28H105V31ZM110 30V31H111ZM120 30V31H121ZM5 31V34L7 33ZM83 31H85V29L84 30H81L80 29V31H79V29H78V31H76V33L79 35V33H81V32H83ZM86 31V32H87ZM101 31V30H100ZM99 31V32H100ZM103 31V30H102ZM105 31H104V33H105ZM110 31H108V32H110ZM33 32V31H32ZM85 32V33H86ZM93 32H94V34L96 33L95 31H91V33L93 34ZM89 33V32H88ZM81 34H83V35H85L84 34V32L83 33H81ZM87 34V33H86ZM102 32L101 33H99V45L100 44H102L101 42V40H103L102 38L104 37L103 35H106V33L105 34H102ZM111 34V35H110ZM77 35V36H78ZM90 35V34H89ZM89 35H86L87 37L89 36ZM101 35V36H100ZM69 36V37H68ZM74 36H76V34L74 35ZM108 36V35H107ZM107 36H105V38H107ZM109 36H108V38H109ZM91 37V36H90ZM102 37V38H101ZM114 37V36H113ZM6 38H7V36H6ZM77 38V37H76ZM94 38H96V37H94ZM104 38V39H105ZM112 37H110L109 39H108V41H110V39H111ZM125 38L127 39V40H125ZM233 39V49H231L232 48V46H231V48H228L227 47V49H225L224 48V46H222L223 45V42L224 41H226V40H231V39ZM118 39V40H117ZM220 39V40H219ZM92 40V39H91ZM106 40V39H105ZM200 40V41H199ZM4 41V40H3ZM51 41H53V42H51ZM67 41H68V43H67ZM194 41H196L197 42V44H198V42L199 43H201V49H198V51L197 52H195L194 51V53H193V50H192V52H191V50H187L186 51V46L190 43V42H193V43H195ZM49 42H51L50 44H49ZM95 42H97L96 40H95ZM94 42V43H95ZM47 43H48V45H47ZM98 43V42H97ZM230 43H232V42H230ZM29 44H31V42L29 43ZM53 44V45H52ZM192 44V43H191ZM190 44V45H191ZM44 45L46 46L45 48H43L44 47ZM53 47H52V46ZM96 45V44H95ZM99 45H98V48H99ZM26 46V45H25ZM48 46H50V47H48ZM77 45H75L74 47H76ZM83 46V45H82ZM3 47V48H2ZM73 47V48H74ZM84 47V46H83ZM93 47V46H92ZM102 47V51H100V52H102V54H103V51L105 52L106 50L104 49ZM31 48V47H30ZM94 49H96V47H93ZM189 47H187V49H188ZM42 49H49V50H42ZM54 49H56L55 51H53L52 52V50H54ZM69 49V48H68ZM109 49L107 50V51H109ZM118 49H119V51H118ZM121 49V50H120ZM229 50V51H227V52H225V51H223V50ZM230 49H231V51H230ZM70 50H71V48H70ZM96 50H98V49H96ZM99 50H101V45H100V49ZM98 50V51H99ZM124 50V49H123ZM132 50V51H133ZM237 50V52H235ZM51 51V52H50ZM93 51V53H91V50H90V54L89 55H92V56H89V58L91 59V60H94V59H92V58H94L95 57V55H97V53L98 52H96L95 50H92ZM115 51V50H114ZM115 51V52H116ZM122 51V52H121ZM127 51V50H126ZM217 52V51H220L221 52V54H219V56H220V58H219V60H217V62H211L210 60H209V55L211 54V53H213V52ZM33 52V51H32ZM44 52V53H43ZM55 52V53H54ZM61 52V51H60ZM99 52V53H100ZM234 52V53H233ZM50 53V54H49ZM54 53V55L55 56H53L52 57V54ZM95 53V54H94ZM105 53H107V52H105ZM127 53V52H126ZM125 53V54H126ZM135 53V52H134ZM138 53V52H137ZM140 53V52H139ZM138 53V54H139ZM64 54V53H63ZM101 54V53H100ZM99 55V57H102V56H104V55ZM136 54V53H135ZM134 54V55H135ZM50 55V56H49ZM137 55V54H136ZM140 55V54H139ZM141 55H142V57L144 56L142 53H141ZM46 56H48V57H46ZM57 56V58L59 59V61H55L54 59H56L55 57ZM98 56V55H97ZM97 56L95 57L96 59H97ZM133 56V55H132ZM132 56H129V57H132ZM213 56V55H212ZM218 56V55H217ZM2 58L4 57V54L1 56ZM39 57H42L41 55H39ZM51 57H52V59H51ZM83 57V56H82ZM92 57V58H91ZM137 57H138V55H137ZM141 57V56H140ZM2 58H0V60H2ZM144 59H145V57H143ZM150 58V59H149ZM185 58V60L186 61H188L189 63H191L190 65H189V67H190V69L189 68H187V69H183V67H181L182 65H180V63L182 62V59H184ZM211 58H213V57H211ZM133 59H134V56H133ZM143 59V60H144ZM42 60V59H41ZM44 60V59H43ZM57 60V59H56ZM70 60V61H69ZM132 60V59H131ZM141 60V59H140ZM212 60V59H211ZM213 60H214V58H213ZM215 60V61H216ZM96 61V60H95ZM146 61V60H145ZM144 61V62H145ZM2 62H3V60H2ZM56 62H58V63H56ZM109 62H110V60H109ZM135 62V61H134ZM143 62V63H144ZM84 63V62H83ZM98 63V62H97ZM136 63V62H135ZM134 63V64H135ZM142 63V62H141ZM142 63V64H143ZM146 63V62H145ZM66 64H65V66H66ZM151 64V65H150ZM182 64V63H181ZM1 65V64H0ZM63 65V64H62ZM75 65V64H74ZM148 65H150V66H148ZM185 65V64H184ZM183 65V66H184ZM64 65L63 66H60V67H65ZM146 66H144V67H146ZM163 66V65H162ZM170 66V67H171ZM228 66H230V67H238L236 70H237V76L239 77L237 80L235 79L234 81H232V82H230L228 85L227 84H224V85H221L220 83H218V82H213V83H211V91L213 92H211V94L209 95V96H207V98L205 99V100H201V99H195V96H196V94L194 93L196 90V85H198V84H200V83H207L208 81H209V78H214V77H218V75L219 74H222V72L224 73V75H226V76H228L229 74H228V70H227V67ZM67 67V66H66ZM141 67H143V65H141ZM188 67V66H187ZM1 69V68H0ZM52 69V68H51ZM50 69V70H51ZM54 70H56V69H54ZM176 70V69H175ZM190 70V71H189ZM52 72H53V70H51ZM192 71L194 72V73H192ZM234 71H235V69H234ZM58 72V71H57ZM168 72V71H167ZM184 72H183V74H184ZM185 72V73H186ZM230 72H232V70L230 71ZM48 73V72H47ZM51 73V72H50ZM56 73V72H55ZM54 72H53V81L50 83V85L48 86V85H46V88H44V86H43V92H41L42 93V95H40V96H38V97H40V99H39V101H37V105L36 106H38L39 104V102H40V100H41V104L43 105V106H41V109L43 110V115L44 116H46V115H48L49 114V112H50V114H51V112H52V115H51V117H53V114L55 115V117L57 116V114L59 115V113L58 112H60V111H56L55 109H56V106L54 107V111H53V107L51 108V105L53 104V103H58L59 101H60V103L63 101L62 99L64 98V100L65 99H67L66 97L69 95V90L70 89H72L73 88V86H74V83H72L71 82V84L68 82V85H70V86H72V84H73V86L72 87H70L69 88V86L68 87H64L65 85L67 86V83L66 84H64V82H67V77L66 76H64V77H62V76H60V77H62V79L63 78H66L63 82L60 80V77H59V79H57V77L59 76V75H57V77H56V75L54 76V74H55ZM60 73V72H59ZM58 73V74H59ZM107 73V72H106ZM152 73V72H151ZM172 73H173V71H172ZM191 73L193 74V76L191 75ZM49 74V73H48ZM57 74V73H56ZM61 74V73H60ZM64 74V73H63ZM164 74V73H163ZM180 74V73H179ZM258 74H259V76H258ZM161 75V74H160ZM169 75H171V76H167V77H169L170 79H172L173 78V76H172V74H170L169 73ZM186 75V74H185ZM50 76V75H49ZM48 76V77H49ZM104 76V75H103ZM181 76V75H180ZM163 77V78H162ZM172 77V78H171ZM245 77V81H242L241 79H243ZM256 77H259V79L258 78H256ZM56 78V79H55ZM161 78H162V80L164 79V80H166L165 78V74H164V76L162 75L161 76ZM168 78V79H169ZM42 79V78H41ZM141 79H143V78H141ZM170 79H169V81H170ZM175 79H176V77H175ZM179 79V76H177V80L176 81H181V80H178ZM52 80V79H51ZM138 80H140L139 78H138ZM160 80V79H159ZM162 80H160L159 82L162 84L163 82L165 83V81L163 80V82H162ZM49 81H50V79H49ZM132 81V80H131ZM142 81V80H141ZM187 81V80H186ZM158 82V83H159ZM191 82V81H190ZM219 82H220V80H219ZM223 82V81H222ZM233 82H236V85H237V87H234L233 86ZM53 83V84H52ZM135 83H137V82H135ZM155 83V82H154ZM159 83V84H160ZM177 83V82H176ZM189 83V82H188ZM210 83V82H209ZM49 84V83H48ZM52 84V85H51ZM64 84V85H63ZM127 84V83H126ZM178 84V83H177ZM176 84V85H177ZM221 85V86H220ZM48 86V87H47ZM132 86V85H131ZM158 86V85H157ZM204 86V85H203ZM65 89H67L66 90V92H64L65 90H64V88ZM114 87V86H113ZM129 87V86H128ZM163 87V86H162ZM167 87V86H166ZM213 87V88H212ZM259 87H261V88H263V89H261L260 90V88ZM136 88V87H135ZM154 88V87H153ZM158 88V87H157ZM129 89H131L130 87H129ZM161 89V88H160ZM40 90H42V89H40ZM164 90V89H163ZM174 90V89H173ZM107 91H109V90H107ZM137 91V90H136ZM157 91H160V90H158L157 89ZM198 91V90H197ZM65 93H66V95H65ZM137 93V92H136ZM175 93V94H176ZM203 93V92H202ZM142 94V93H141ZM141 94H139V96L141 95ZM167 94V93H166ZM195 94V95H194ZM206 94V93H205ZM204 94V96H203V98H205L206 97V95ZM5 96V95H4ZM66 96V97H65ZM210 96H212L211 98H210ZM217 96V95H216ZM69 98H70V96H68ZM72 97V96H71ZM138 97V96H137ZM145 97V96H144ZM147 97V96H146ZM248 97V98H247ZM69 98L67 99V100H69ZM141 98V97H140ZM247 98V99H246ZM136 99V98H135ZM141 99H144L143 97L141 98ZM72 100V99H71ZM144 100H146L147 102H148V99H144ZM144 100H142V102L144 103V106L146 105V101H144ZM216 100V99H215ZM218 100H217V102H218ZM250 100V101H249ZM34 101V100H33ZM66 101V100H65ZM209 101V102H208ZM64 102V101H63ZM138 102V101H137ZM250 102V103H249ZM56 103V104H57ZM136 103V102H135ZM134 103V104H135ZM140 103V104H139ZM143 103H141V102H138V103H136V104H139L138 106L140 107V105H142L143 106ZM150 103H151V100H150V102L149 103H147V105L146 106H149L150 105ZM7 104V103H6ZM5 104V105H6ZM59 104V103H58ZM62 104V103H61ZM248 104V105H247ZM1 105V104H0ZM35 105H34V107H35ZM60 105V104H59ZM58 105V106H59ZM7 106V105H6ZM128 107H129V105H127ZM132 106H133V104H132ZM137 106V107H138ZM140 107L141 109L142 108H145L144 106L143 107ZM43 107V108H42ZM62 106H60V107H58L57 108V110L59 109V108H61ZM153 107H152V109H153ZM1 108V107H0ZM50 108V109H49ZM127 108V107H126ZM130 108V107H129ZM147 108H150V110H151V105L149 106V107H146L145 109H147ZM161 108V109H160ZM218 108V109H219ZM253 108V109H252ZM40 109V110H41ZM138 109V111H139V108H137ZM137 109H133V110H136V112H138L137 111ZM5 110V109H4ZM3 110V111H4ZM39 109H38V111H40ZM41 110V111H42ZM132 110V109H131ZM144 110V109H143ZM145 111H149V109L148 110H145ZM144 111V112H145ZM168 111H173V114L174 113H176V115H175V118H173V119H171V120H166L165 119V116H162V114L161 113H163L164 115H165V113L166 112H168ZM1 112V111H0ZM62 113H60V115L61 116H63V110L61 111ZM141 112H142V110H141ZM139 113L138 112V114H143L144 112H142V113ZM244 112H246L247 113V111H244ZM42 113V112H41ZM133 113H135V112H133ZM132 113V114H133ZM149 113L151 114V112L149 111ZM258 113V112H257ZM259 113H262V112H260L259 111ZM4 114H6L5 112H4ZM128 114H129V112H128ZM132 114H131V116H132ZM137 114V113H136ZM154 113H152V115H153ZM42 115V116H43ZM135 115V114H134ZM140 115H138L139 117H140ZM202 115V116H201ZM205 115H207L206 116V119L209 117V119H207L208 120V125L206 126V125H203V124H201L202 122H200V124L201 125H203L202 127H199L198 129L196 128V130H195V132L196 133H194L193 135H194V137H188V138H186V139H180V138H175L174 136H176L175 134H178V133H180L181 132V134H183L184 132H186V130L188 129V127L187 128H184V127H182L181 126V124L182 123H184V122H187V121H192L194 118H195V120H196V117H198V116H201V118L203 117V116H205ZM209 115V116H208ZM212 115H213V113H212ZM249 114H247V117H249L248 116ZM253 115H255L254 114V112H253ZM263 115H264V113H263ZM41 116V115H40ZM41 116V117H42ZM65 116V115H64ZM130 118H132L130 115H128ZM137 116V115H136ZM137 116V117H138ZM148 116V117H147ZM210 116H211V121H210ZM261 116V115H260ZM3 116H1V118H2ZM5 117H6V115H5ZM47 117V116H46ZM66 117V116H65ZM128 117V118H129ZM135 117V116H134ZM133 117V118H134ZM172 117V116H171ZM246 117V118H247ZM253 117V116H252ZM62 117H60V121L62 120L61 119ZM147 118H149V119H147ZM254 118V117H253ZM51 119V118H50ZM57 119V118H56ZM55 119V120H56ZM63 119H65V118H63ZM204 119V118H203ZM40 120V119H39ZM59 120V119H58ZM58 120H57V122H54L53 124H54V126L53 125H51V129H52V126H53V129L56 127V128H58V126L56 125L55 126V124L56 123H60V121L58 122ZM130 121H128V122H131V119H129ZM206 120V121H207ZM249 120H250V118H249ZM133 121V120H132ZM135 121V120H134ZM136 121H138V120H136ZM146 121H152V123H145ZM50 122V121H49ZM62 122V121H61ZM139 122V121H138ZM40 123V122H39ZM43 124L45 123V122H42ZM41 123V124H42ZM133 123V122H132ZM136 123V122H135ZM134 123V124H135ZM251 123H253V122H251ZM250 123V121H245V127H244V131H246L245 133H254V132H256V128L255 127H252V125L253 124H251ZM52 124V123H51ZM63 124V123H62ZM171 124L172 125H176V126H178V127H176V129H173L172 128V130H168L167 129V131H165L166 130V128L170 125L171 126ZM46 125H48V126H45L44 128L41 126H38L39 127V129H41V130H39L40 132V134L39 135H41V137H42V140H41V142H40V136H39V140L37 141L38 143H37V145H39V142H40V144L42 145H39L42 149L44 148V149H46V148H48L47 146H50V140L52 141V139H54V141H55V139L56 138H58V137H56V135L58 134V132L56 133L55 131V135H53L52 133V137L53 138H51V136L49 137V139H48V135H49V133H48V135L46 134L47 132H48V130H50V124H47L46 123ZM186 125V124H185ZM60 126H61V123H60ZM132 127H133V125H131ZM130 126V129L132 130L133 128ZM138 125H135L134 127H137ZM184 126V125H183ZM192 126V125H191ZM190 126V127H191ZM160 127L162 128V129H160ZM172 127H174V126H172ZM195 127V126H194ZM197 127V126H196ZM49 128V129H48ZM55 128V130H57ZM129 128V127H128ZM157 128V129H156ZM158 128H159V130H158ZM163 128H165V130L163 129ZM59 129V128H58ZM169 129H170V127H169ZM195 129V128H194ZM193 129V130H194ZM230 130H232V127H230L229 128ZM256 129V130H255ZM163 131L164 130V133H161V134H159V132L158 131ZM189 130V129H188ZM217 130V131H218ZM214 131V130H213ZM238 131V130H237ZM131 132H133V133H131ZM191 132H194V131H191ZM224 132V131H223ZM187 133H188V131H187ZM159 134V135H158ZM189 134V133H188ZM187 134V135H188ZM226 135L227 136V138L228 137H232L234 134L231 132V133H229L228 135L224 132L223 133V135ZM45 135H47V139L49 140H46V138H45ZM125 135V136H126ZM146 135V136H145ZM148 135V136H147ZM178 135H180V134H178ZM177 135V136H178ZM210 135V136H209ZM116 136V135H115ZM124 136V135H123ZM182 136H184V135H182ZM209 136V138L207 139V137ZM240 136V135H239ZM202 137H205V139L204 140H206L204 143H203V141H202V143H203V145L206 147V149L204 150V151H202V152H198V153H194V155H191L192 153H188V151H187V149H189V144H191V142L192 141H194V140H199L198 138H202ZM183 138V137H182ZM195 138V139H194ZM225 138V137H224ZM237 138H239V137H237ZM242 138V137H241ZM124 139V138H123ZM150 139V138H149ZM203 139V138H202ZM240 139V138H239ZM132 140V141H131ZM141 140H142V138H141ZM140 140V141H141ZM118 141V140H117ZM126 141V140H125ZM140 141H138V142H140ZM143 141V140H142ZM157 141V140H156ZM123 142V141H122ZM158 142V141H157ZM222 142V141H221ZM238 143V141H236L235 140V143ZM55 143V142H54ZM133 143V142H132ZM141 143V142H140ZM162 143V144H161ZM198 143V142H197ZM225 143V142H224ZM223 143V144H224ZM131 144V143H130ZM150 144H152V143H150ZM238 144H240V143H238ZM128 144H127V142H126V146H127ZM135 145V144H134ZM147 145V144H146ZM154 145V144H153ZM214 145V146H213ZM228 145V144H227ZM244 145V144H243ZM39 146H37V148L39 147ZM138 146V145H137ZM151 145H149V147H150ZM199 146H201V145H199ZM236 146V145H235ZM246 146H247V144H246ZM245 146V147H246ZM36 147V146H35ZM34 147V148H35ZM39 147V148H40ZM53 147H55V146H53ZM143 147H146L147 148V146H143ZM157 147V146H156ZM218 147V146H217ZM222 147V146H221ZM229 147H231V146H229ZM36 148V149H37ZM38 148V149H39ZM41 148L38 150V154L39 153H41ZM50 148V147H49ZM48 148V149H49ZM242 148V146H240L239 145V150ZM247 148V147H246ZM43 149V150H44ZM47 149V150H48ZM113 149V148H112ZM140 149H142V147H140ZM139 149V150H140ZM154 149H155V146H154ZM216 149V148H215ZM228 149V148H227ZM226 149V150H227ZM41 150V151H40ZM132 150V149H131ZM138 150V149H137ZM238 150V151H239ZM34 151V150H33ZM32 151V152H33ZM46 151V150H45ZM103 151V150H102ZM129 151H130V149H129ZM133 151V150H132ZM141 151V150H140ZM230 151V150H229ZM35 153H36V150L34 151ZM43 152V151H42ZM137 152V151H136ZM154 152V151H153ZM193 152V151H192ZM51 153V152H50ZM49 153V154H50ZM54 153V152H53ZM56 153V152H55ZM54 153V154H55ZM62 153V152H61ZM106 154V152H103V154ZM130 153V152H129ZM128 153V155H130ZM37 154V153H36ZM37 154V155H38ZM53 154V155H54ZM132 154V153H131ZM135 154V153H134ZM133 154V155H134ZM150 154H152L151 152H150ZM157 154V153H156ZM52 155V154H51ZM63 155V154H62ZM138 155V154H137ZM139 155H141V153L139 152ZM230 155V154H229ZM45 156V155H44ZM48 156V155H47ZM44 157L43 159H44V164H43V166L40 164V167L38 168V173H37V171L35 172V175L37 174L38 176L40 175V176H42V178L44 177V179H45V176H46V178H48L49 177V175L50 176H52L50 179H51V182H50V184H49V186H51V184H52V182H53V184H54V182H56L57 181V177H56V174H58V173H56V174H54V172L52 171V169H54L55 167H56V170H57V167L59 166V164H58V166H55L54 167V165L52 166L51 165V162L50 161H53V160H57V158H55V159H51L52 157L51 156H49V157ZM55 156H57V155H55ZM227 156V155H226ZM41 157H43V156H40V157H38V159L39 158H41ZM59 157V156H58ZM131 156H128V158H130ZM135 157H136V155H135ZM155 157V156H154ZM156 157H157V155H156ZM157 157V158H158ZM113 158V157H112ZM126 158V157H125ZM128 158H126V159H128ZM144 158V157H143ZM189 158H192V159H194L195 160V162H197V161H199V162H197V163H200L201 162V160H203V159H205V158H215V161H216V163L215 164H217L218 165V167H219V170H217V171H213V169H212V167L211 166H209V167H205L204 165H199V164H194L193 166H186V165H184V163L187 161V159H189ZM240 158H241V156H240ZM61 159V158H60ZM104 159V158H103ZM135 159V158H134ZM156 159V158H155ZM191 159V160H192ZM199 159V160H198ZM41 160H42V158H41ZM127 161V160H126ZM135 161V160H134ZM137 161V160H136ZM189 161V160H188ZM42 162V161H41ZM138 162H140V160L138 161ZM113 163V162H112ZM121 163V162H120ZM134 163V162H133ZM136 163V162H135ZM135 163H134V165L133 166H137V165H135ZM154 163V162H153ZM158 163V162H157ZM187 163V162H186ZM185 163V164H186ZM189 163V162H188ZM52 164H53V162H52ZM54 164H56V163H54ZM130 164V163H129ZM159 164V163H158ZM123 165V164H122ZM131 165V164H130ZM129 165V166H130ZM192 165V164H191ZM61 166V165H60ZM100 166H101V164H100ZM106 166V165H105ZM110 166H111V164H110ZM128 166V167H129ZM133 166H131L132 168H133ZM139 166V165H138ZM155 166V165H154ZM36 167V166H35ZM38 167V166H37ZM50 167H52V169H50ZM210 167H211V169H210ZM48 168L50 169V170H48ZM103 168V167H102ZM108 168V167H107ZM117 168V167H116ZM209 168V169H208ZM36 169V168H35ZM59 169V168H58ZM104 169V168H103ZM55 170V169H54ZM55 170V171H56ZM34 171V170H33ZM49 171H51V173L52 174H50V172ZM58 171V170H57ZM150 171V170H149ZM32 172V171H31ZM61 173V172H60ZM116 173V172H115ZM192 173H195L196 175H193ZM191 174V175H190ZM34 175V176H35ZM36 175V176H37ZM117 175V174H116ZM40 176H39V178H40ZM125 176V175H124ZM153 177V178H152ZM36 178V177H35ZM38 178V179H39ZM48 178V179H49ZM60 177H58V179H59ZM144 178H146V176L145 177H142V180L144 181ZM157 178H159V179H157ZM43 179V180H44ZM50 179H49V181H50ZM56 179V181H54ZM114 179V178H113ZM147 179V178H146ZM40 180V179H39ZM61 180V179H60ZM155 179H154V181H156ZM42 181V180H41ZM46 181V180H45ZM49 181H47L48 183H49ZM147 181V182H148ZM156 181V182H157ZM44 182V181H43ZM48 183H46L47 185H48ZM144 184H145V182H143ZM150 183V182H149ZM58 185H60V182H59V184L57 183V186ZM54 186V185H53ZM52 186V189L53 188H55V187H53ZM56 186V185H55ZM145 186V185H144ZM156 186V185H155ZM61 187V186H60ZM158 187V186H157ZM51 188V187H50ZM125 188V187H124ZM154 188V187H153ZM7 189V188H6ZM57 189V187L55 188V190ZM138 189V188H137ZM54 190V189H53ZM54 190V191H55ZM8 191V190H7ZM12 191H13V189H11L10 190V192L12 193ZM110 191V190H109ZM3 192V191H2ZM9 192V191H8ZM9 192V193H10ZM20 193L21 192H23V191H19ZM13 193H14V195H15V191H13ZM13 193H12V195H13ZM19 193V194H20ZM29 194H32V193H30V190H29V192H28ZM38 193V192H37ZM52 193H53V191H52ZM216 193H217V195H216ZM6 195H8V193L6 192L5 193ZM140 194V193H139ZM143 194V193H142ZM3 195V194H2ZM10 195V197H11V194H9ZM17 195H18V193H17ZM33 195H35L34 193L31 195V198H33L32 196ZM40 195H42L41 193H40ZM35 196V198H34V200H27V201H31V203H33V202H35L36 200L38 201V200H40V202H42L41 200H44V202L45 203H47V202H49L50 203V201L52 200L51 198H52V196L51 195H47V194H44L43 196ZM151 195V194H150ZM172 195V196H171ZM47 196H49V197H46ZM2 197V199H3V196H1L0 195V198ZM19 197H21V196H19ZM26 197V196H25ZM28 197V196H27ZM30 197V196H29ZM28 197V198H29ZM148 197V196H147ZM157 198H158V196H156ZM5 198V197H4ZM8 198V197H7ZM7 198H5V200L7 199ZM54 198V197H53ZM216 198V199H215ZM145 199H146V197H145ZM4 200V201H5ZM8 200H9V198H8ZM8 200H6V201H8ZM13 201L15 200V199H12ZM143 200V199H142ZM147 200V199H146ZM161 200H163V199H161ZM221 200V201H220ZM1 201V200H0ZM3 201V200H2ZM3 201V202H4ZM18 200H16V202H17ZM21 201V200H20ZM26 201V202H27ZM36 201V202H37ZM118 201V200H117ZM145 201V200H144ZM144 201L142 202V203H144ZM165 201V200H164ZM217 201H220V202H223V204H224V201H225V204H224V206L222 207V208H220L219 207V205H218V207L220 208V209H217V210H219V214L222 216V217H224V218H232L231 216H233L236 212H238V214L241 212V210L243 209V208H246V210L250 213H252L254 216H256L255 217V220L256 221H254V223L251 225V226H253V227H259V231H252V229H251V226L249 225H245V224H243V225H238L237 223H235V222H231L230 220H229V222H231V223H229L228 225V227H229V229H230V231H231V234H230V236H229V234L227 235V237L225 238V239H223L221 236H223V235H221V236H219V235H217L218 233H215L216 232V230L214 229V225H212V223L210 222V219H208V221L211 223L210 225H212L213 226V232H212V229H211V231H208L207 233H204L205 231H203L202 232V230H200V228H201V226H203L204 225V220L206 219V218H204V216L203 217H200L201 215H203V214H205L206 215V213H208V214H210L209 212H212V213H215V211H216V206H217V204H216V202ZM16 202H15V204H16ZM23 202H24V200H23ZM35 202V203H36ZM64 202V201H63ZM138 202V201H137ZM146 202V201H145ZM157 202H158V200H157ZM1 203V202H0ZM18 203H19V201H18ZM34 203V204H35ZM43 203V202H42ZM44 203V204H45ZM116 203V202H115ZM134 203V202H133ZM136 203V202H135ZM152 203H154V204H152ZM24 203H22V205H23ZM27 204V203H26ZM138 204V203H137ZM136 204V205H137ZM146 204H144V205H146ZM152 204V205H151ZM179 204H186L185 205V207L184 208H182V209H172V207H174V206H176V205H179ZM21 205V204H20ZM22 205H21V208H23L22 207ZM28 205H29V203H28ZM31 206V208H32V204H30ZM36 205V204H35ZM63 205V204H62ZM129 205V204H128ZM131 205H133V204H131ZM216 205V206H215ZM11 206H12V204H11ZM16 206V205H15ZM25 206V205H24ZM43 206V205H42ZM134 206V205H133ZM13 207H14V205H13ZM13 207H11V211L12 210H15L16 208L17 209H19L20 211H22L21 210V208H18V207H20V206H16V208L15 209H12ZM26 207V206H25ZM138 207H140V205H137V208ZM143 207H145V206H143ZM241 207H243V208H241ZM254 207H256V215L253 213L254 211H252V208H254ZM27 208H29V206H27ZM49 207L47 206V207H45L44 209H43V212H48L49 210H47ZM136 208V207H135ZM135 208H134V210H135ZM149 207H147L146 209H148ZM30 209V208H29ZM35 209V208H34ZM67 209V208H66ZM145 209V210H146ZM241 209V210H240ZM44 210H46V211H44ZM138 210V209H137ZM143 210H144V208H143ZM215 210V211H214ZM244 210V209H243ZM254 210V209H253ZM16 211V210H15ZM26 211V210H25ZM28 212H27V214H28V216H30V215H32L31 213H30V215H29V212H30V210H27ZM18 212V211H17ZM24 212V211H23ZM136 212V211H135ZM143 212V211H142ZM200 212V213H199ZM132 213V212H131ZM131 213H130V215H131ZM138 213H140V212H138ZM144 213V212H143ZM198 213V214H197ZM212 213H211V215H212ZM244 213V214H243ZM242 214L243 215H245V211L243 212ZM26 214V213H25ZM35 214V213H34ZM40 214V213H39ZM45 214H47V213H45ZM45 214H42V215H45ZM146 214V213H145ZM195 214H197V215H195ZM207 214V215H208ZM237 214V215H238ZM247 214V213H246ZM38 214L36 213L35 214V216H37ZM132 215L133 216H136V218L138 217L136 214L134 215V213H132ZM131 215V216H132ZM144 215V214H143ZM148 215V218L151 216H149ZM156 215V214H155ZM216 215H217V213H216ZM17 216H19V215H17ZM23 217H24V214L22 215ZM34 216V218H36L37 219V217H35ZM157 216V215H156ZM196 216V217H195ZM239 216H240V214H239ZM26 217H27V215H26ZM41 217V216H40ZM124 217V216H123ZM155 217V216H154ZM237 217V216H236ZM241 217V216H240ZM42 218V217H41ZM134 218V217H133ZM136 218H135V220H136ZM227 218H226V221H227ZM139 219V218H138ZM143 219L145 220L146 218H142V220L141 221H143ZM155 219V218H154ZM20 220V219H19ZM27 220V219H26ZM29 220V219H28ZM34 221H36L35 219H33ZM41 220V219H40ZM61 220V219H60ZM66 220V219H65ZM123 220V219H122ZM130 220V219H129ZM134 220V219H133ZM216 220H218V219H216ZM221 220H224V219H219L218 221H221ZM233 220H234V217H233ZM22 221H23V218H22ZM38 221V220H37ZM207 221V220H206ZM205 221V222H206ZM214 221V220H213ZM30 222V221H29ZM31 222H33V221H31ZM58 222V221H57ZM62 222H64V221H62ZM61 222V223H62ZM202 222H203V225H201L202 224ZM215 222H217V221H215ZM148 223H149V220H148V222H147V225H148ZM25 224H27V223H25ZM29 224V223H28ZM56 224H58V223H56ZM141 224H142V222H141ZM140 224V225H141ZM217 224V223H216ZM54 225V224H53ZM62 225V224H61ZM146 225V226H147ZM152 225H153V223H152ZM151 225V226H152ZM59 226V225H58ZM145 226V228H147ZM150 226V225H149ZM154 226V227H155ZM206 226V228H207V226L208 225H205ZM204 226V227H205ZM51 227V226H50ZM65 227V226H64ZM165 227V228H164ZM174 227H177L176 228V230H174V231H171V229H174ZM211 227V226H210ZM209 227V228H210ZM227 226H226V228H228ZM45 229H46V227H44ZM52 228H54V227H52ZM144 228V227H143ZM150 227H148V229H149ZM153 227H151L150 229H152ZM156 228V227H155ZM226 228H224V229H226ZM47 229H49V228H47ZM46 229V230H47ZM59 230H57V231H59V232H61V234H59L58 236H57V239H54V240H56L55 242H54V244L49 240V242H51L52 244H51V246L49 245V247H48V249H44V252L42 253V254H46L45 256L44 255H42L44 258L46 257H48V259H46L45 258V260L43 261H40V259H39V257H38V259H39V261L38 260H36V261H38V264H39V262H40V264L42 263V264H80V262L82 263V264H84L85 262H87V259H86V257H85V255L83 254V251H81L82 250V248H81V246H80V248H81V250H80V248L78 247V250H80V253L82 252V255H83V258L85 259V260H82V261H85L84 263L82 262V261H80V260H77V258H75V259H73V256H74V254H76V252H77V250H76V252L74 253V254H72L71 252H68V251H70V249L68 250V251H66V248H70L72 245V247L71 248H73L74 247V240H77L78 242H80L77 238H78V235H79V233L78 232H80V231H76L77 233H75V234H73V236H71L70 235V233L69 232H71L72 233V231H70V230H68L69 232H68V234L69 235H67V233L65 232V228L63 229L62 227L60 228V226H59V228H58ZM95 229V228H94ZM93 229V230H94ZM149 229V230H150ZM159 228H157V230H158ZM203 229V228H202ZM205 229V228H204ZM224 229H223V231L222 232H224ZM239 229H241V231H242V229L244 230V232H242V233H238L237 231L239 230ZM51 230V229H50ZM67 230V229H66ZM92 230V231H93ZM209 230V229H208ZM214 230H215V232H214ZM222 229H220V231H221ZM228 230V229H227ZM52 231V230H51ZM97 231V229H95V233H97L96 232ZM153 231V230H152ZM160 231H163V230H160ZM251 231V232H250ZM41 232V231H40ZM146 232V231H145ZM159 232V231H158ZM166 232V231H165ZM226 232V231H225ZM47 233V232H46ZM74 233V232H73ZM85 233V232H84ZM220 233V232H219ZM76 234H78L77 235V238L76 237H74ZM80 234H83V231H82V233H80ZM154 234H156V231H155V233ZM153 234V235H154ZM159 234V233H158ZM158 234L156 235V236H158ZM166 234V233H165ZM83 235H85V234H83ZM83 235L81 236V238H85V236L83 237ZM86 235H87V233H86ZM148 235H150V234H147V236ZM152 235V234H151ZM152 235V236H153ZM243 235V237L244 236H247V237H249L248 235H250V237H252V239L249 241V242H247L246 244H241V243H238L239 241V239H241L242 236ZM91 236H94V231H93V235H91L90 234V237ZM146 236V235H145ZM151 236V237H152ZM156 236H154V237H156ZM200 237L199 239H194L195 237ZM224 236H226V235H224ZM223 236V237H224ZM48 237V236H47ZM51 237V236H50ZM59 237V238H58ZM87 237V236H86ZM151 237H149L150 239H151ZM220 237H221V239H220ZM46 238V237H45ZM52 238V240H53V237H51ZM55 238V237H54ZM79 238H80V235H79ZM157 238H160V235H159V237H157ZM88 239V238H87ZM86 238H85V240H87ZM155 238H153L152 240H154ZM194 239V240H193ZM223 239V240H222ZM44 240V239H43ZM82 240V242L84 241L83 239H81ZM89 240V239H88ZM161 240V239H160ZM222 240V241H221ZM72 241H74V242H72ZM146 241H148V240H146ZM166 241H168V240H166ZM165 241V242H166ZM238 241V242H237ZM86 242V241H85ZM7 243V242H6ZM69 243H73L70 247H68V245L67 244H69ZM81 243V242H80ZM158 243V242H157ZM167 243V242H166ZM166 243L164 244V245H166ZM50 244V243H49ZM78 244V246L80 245L79 243H77ZM85 244V243H84ZM83 245V244H82ZM92 245V244H91ZM94 245V244H93ZM93 245H92V247L90 246V245H88V246H90L91 248L90 249H86L85 250V248H86V245H85V248H84V250L88 253H90L91 251H95V249H99V248H97V246L96 245H94L95 247H93ZM98 245V244H97ZM43 248V247H42ZM75 248L77 249V245H76V243H75ZM75 248H74V250H75ZM157 248V247H156ZM165 248V247H164ZM92 249V250H91ZM63 250H65L66 252H64ZM88 250V251H87ZM62 251V252H61ZM84 251V252H85ZM93 251V252H94ZM59 252H61L60 254H59ZM72 252H74V251H72ZM70 253H71V255H70ZM88 253V254H89ZM96 253V252H95ZM14 254V253H13ZM41 254V253H40ZM78 254H79V252H78ZM77 254V255H78ZM67 255H68V257H72L71 259H69L68 257H67ZM91 255H92V252H91ZM4 256V255H3ZM3 256H1L0 257V261L2 262H4V259L6 258V257H3ZM10 256V255H9ZM38 256H40V258L42 257L41 255H39L38 254ZM92 256H94V254L92 255ZM187 256H188V258H187ZM42 257V258H43ZM66 257H67V259H66ZM78 257V256H77ZM79 257L81 258V255H79ZM88 257H90V256H88ZM164 257H166V256H164ZM92 259H95V257L93 258V257H91ZM90 258V260H92ZM183 258H187L188 260H187V262H185V263H182L181 261H185V259L183 260ZM79 259V258H78ZM159 259H160V257H159ZM181 259V260H180ZM89 260V259H88ZM89 260V261H90ZM155 260V259H154ZM36 261H34L35 263H36ZM146 261H148V260H146ZM150 261V260H149ZM159 261V260H158ZM91 262V261H90ZM89 262V263H90ZM145 262V261H144ZM92 263V262H91ZM156 263V262H155ZM37 264V263H36ZM143 264H146V263H143ZM148 264V263H147ZM154 264V263H153ZM161 264V263H160ZM164 264H166V263H164Z\"/></svg>",
	"mask_w": 264,
	"mask_h": 264
}]
</instances>
